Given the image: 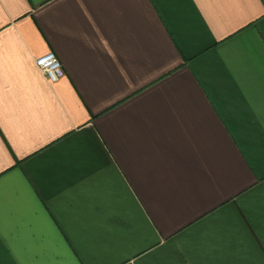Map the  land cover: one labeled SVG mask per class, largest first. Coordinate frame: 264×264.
Listing matches in <instances>:
<instances>
[{
  "label": "crops",
  "instance_id": "1",
  "mask_svg": "<svg viewBox=\"0 0 264 264\" xmlns=\"http://www.w3.org/2000/svg\"><path fill=\"white\" fill-rule=\"evenodd\" d=\"M0 264H264V0H0Z\"/></svg>",
  "mask_w": 264,
  "mask_h": 264
},
{
  "label": "built area",
  "instance_id": "2",
  "mask_svg": "<svg viewBox=\"0 0 264 264\" xmlns=\"http://www.w3.org/2000/svg\"><path fill=\"white\" fill-rule=\"evenodd\" d=\"M34 65L49 83H56L64 76L60 62L52 52L35 58Z\"/></svg>",
  "mask_w": 264,
  "mask_h": 264
}]
</instances>
